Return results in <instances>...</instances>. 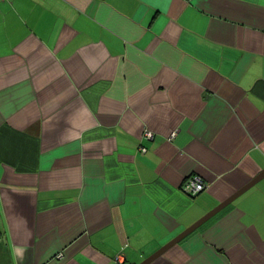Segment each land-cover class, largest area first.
Instances as JSON below:
<instances>
[{"label": "crops", "instance_id": "obj_1", "mask_svg": "<svg viewBox=\"0 0 264 264\" xmlns=\"http://www.w3.org/2000/svg\"><path fill=\"white\" fill-rule=\"evenodd\" d=\"M262 173L264 0H0V264H141ZM153 264H264V179Z\"/></svg>", "mask_w": 264, "mask_h": 264}, {"label": "water", "instance_id": "obj_2", "mask_svg": "<svg viewBox=\"0 0 264 264\" xmlns=\"http://www.w3.org/2000/svg\"><path fill=\"white\" fill-rule=\"evenodd\" d=\"M264 179V173L259 175L255 180H253L248 186L240 190L237 194L226 200L224 203H222L220 206H218L215 210L210 212L205 218L200 220L197 224L193 225L192 227L185 230L182 234L174 238L172 241H170L168 244H166L164 247H162L160 250H158L156 253L151 255L149 258H147L144 262L141 264H153L156 260L161 258L163 255H165L169 250H171L173 247L178 245L180 242H182L184 239H186L188 236H190L193 232H195L197 229H199L202 225H204L208 220H210L212 217L217 215L219 212H221L224 208L232 204L238 197H240L242 194H244L246 191H248L251 187L255 186L257 183L262 181Z\"/></svg>", "mask_w": 264, "mask_h": 264}, {"label": "built area", "instance_id": "obj_3", "mask_svg": "<svg viewBox=\"0 0 264 264\" xmlns=\"http://www.w3.org/2000/svg\"><path fill=\"white\" fill-rule=\"evenodd\" d=\"M207 189L204 179L199 175L190 176L183 187L185 193L189 196H197ZM62 256V255H61Z\"/></svg>", "mask_w": 264, "mask_h": 264}]
</instances>
